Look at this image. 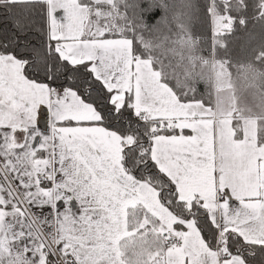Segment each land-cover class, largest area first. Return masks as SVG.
I'll use <instances>...</instances> for the list:
<instances>
[{"label":"snow or ice","instance_id":"snow-or-ice-1","mask_svg":"<svg viewBox=\"0 0 264 264\" xmlns=\"http://www.w3.org/2000/svg\"><path fill=\"white\" fill-rule=\"evenodd\" d=\"M258 256L264 0H0V264Z\"/></svg>","mask_w":264,"mask_h":264},{"label":"trees","instance_id":"trees-1","mask_svg":"<svg viewBox=\"0 0 264 264\" xmlns=\"http://www.w3.org/2000/svg\"><path fill=\"white\" fill-rule=\"evenodd\" d=\"M258 33H259V26L257 25L255 27V30L253 31V25L252 24H249L247 32L241 31V32H239L237 34L238 37H239V39L236 40V41H234L233 47L235 49L239 50L241 48V45L245 42V40H247L249 34L257 35L258 36ZM259 261H260V258L258 256L257 257V264H259Z\"/></svg>","mask_w":264,"mask_h":264},{"label":"crops","instance_id":"crops-1","mask_svg":"<svg viewBox=\"0 0 264 264\" xmlns=\"http://www.w3.org/2000/svg\"><path fill=\"white\" fill-rule=\"evenodd\" d=\"M43 124H44V122H43V120H41V126H43Z\"/></svg>","mask_w":264,"mask_h":264},{"label":"rangeland","instance_id":"rangeland-1","mask_svg":"<svg viewBox=\"0 0 264 264\" xmlns=\"http://www.w3.org/2000/svg\"><path fill=\"white\" fill-rule=\"evenodd\" d=\"M246 41V40H245ZM245 43V42H244ZM244 43L241 45V47L244 45Z\"/></svg>","mask_w":264,"mask_h":264}]
</instances>
